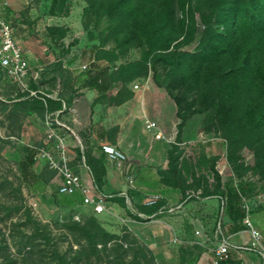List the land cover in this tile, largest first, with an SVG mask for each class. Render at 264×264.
<instances>
[{"label": "rangeland", "instance_id": "rangeland-1", "mask_svg": "<svg viewBox=\"0 0 264 264\" xmlns=\"http://www.w3.org/2000/svg\"><path fill=\"white\" fill-rule=\"evenodd\" d=\"M197 2H191L195 10L196 33L186 42L189 35L185 28L179 27L177 19L180 16L176 15L170 28L175 39L171 49L174 45L187 52L195 48L204 25L195 9ZM51 5L52 0H0L4 16L15 27L17 44L36 58L38 65L29 67L28 84L48 92L56 90V79L59 78L68 89L93 59L107 66L112 78L119 72H122V78L137 76L126 83L118 81L121 90L127 84L132 87L137 84L136 90L140 91L151 87L150 93L159 99L166 115L167 126L162 132L170 140L176 138L177 124L181 119L176 116L178 108L172 96H179L181 91L173 87L174 72L171 73L169 67L157 60L159 55L152 50L148 32L141 26L137 28L129 21L115 17L111 0H66L54 13H51ZM49 27L66 30L64 38H51ZM73 57L77 59L69 65L68 61ZM32 76L37 79L32 81ZM17 94L15 84L0 69V264H57V252L68 264H180V255L189 261L199 250L200 256L194 264H212L209 249L216 242L215 227L220 222V230L225 236L228 235L226 227L229 224L218 197L213 198L218 204L210 205L206 201L211 198L202 197L200 190L188 189L184 195L178 193L163 206L160 209L162 213H159L162 217L157 219H147L138 211L147 195H136L135 199L124 197L127 210L137 215L138 221L123 208H108L111 207L110 198L107 199L105 214H95L91 206L83 205L78 199L74 208L58 205L50 197V190L44 192L36 186L35 178L25 179L21 163L30 148L43 146V132L39 122L38 128L27 122L30 120L29 108L16 103ZM193 97L188 95L187 101ZM181 115L184 121L179 141H175L176 144L162 141L165 146L162 152L166 151V158L162 156L155 166L166 168L167 152L174 145L180 158L194 160L201 150L208 156H215V168L222 183L229 178L234 179L226 158L227 141L223 133L215 129L210 114L182 110ZM44 116L45 113L40 119ZM149 121L158 126L155 121ZM144 130L145 134H151L146 123ZM208 141L213 145L205 144ZM236 158L245 167L254 163L252 149L248 147L239 149ZM207 178L211 183V177ZM234 183L239 185L254 225L264 235V179L253 174L252 170H246L241 178L234 179ZM90 218H95L106 233L116 237L106 244L98 242L97 253L88 247L85 236L69 227L72 222L84 224ZM240 225L237 226L245 231L242 222ZM200 228L204 233L196 236L195 229ZM117 243L123 245L121 249ZM237 257L240 264H260L259 258L252 254Z\"/></svg>", "mask_w": 264, "mask_h": 264}, {"label": "trees", "instance_id": "trees-1", "mask_svg": "<svg viewBox=\"0 0 264 264\" xmlns=\"http://www.w3.org/2000/svg\"><path fill=\"white\" fill-rule=\"evenodd\" d=\"M65 1L52 0L51 13ZM197 1L195 9L201 15L204 25L191 52L182 51L179 45H174L171 49L175 39L170 28L178 15L179 27L185 28L189 35L186 42L193 38L196 26L192 0H111V9L116 13L115 17L127 20L137 28L141 26L148 32L152 50L159 55L157 60H161L176 75L173 87L181 92L179 96H172V99L178 108L176 116L181 122L177 124L175 140L179 141L183 127L182 110L208 112L215 129L221 131L227 141L226 158L234 179L241 178L246 170H252L253 174L264 179V0ZM48 32L51 38L56 37L57 40L63 39L66 34V30L60 27H49ZM120 73L122 72L111 78L107 69L101 70L95 73L98 77L94 78V82L102 83L105 78V82L121 80L126 83L137 77L131 75L122 78ZM30 88L35 89L33 85ZM72 92L66 105L70 104L75 90ZM188 95L194 97L187 101ZM20 97L22 94L18 92L15 101L20 106H28V115L36 113L42 116L45 112L61 109L60 102L47 100L45 107L37 99L18 100ZM205 144H210V141ZM242 147L252 149L254 163L251 167H245L236 158L237 151ZM176 149L173 145L167 152V166L159 171L160 183L179 190L182 195L186 190L193 189L200 190L204 198H221L224 217L229 223L240 225L245 210L239 185L234 183L233 178L222 183L215 168V156H208L201 150L194 160L180 158ZM35 161L32 149L28 150L21 163L25 179L30 176L35 178L31 170ZM92 173L95 182L99 184L98 172L93 169ZM207 177H211V183ZM36 186L39 188L37 184ZM74 196L60 195L56 189L53 199L58 205L69 207L77 201ZM118 202L128 214L140 221L137 215L127 210L124 198H119ZM165 205L167 202L161 196L156 204H142L138 211L147 219H157L162 217L158 211ZM69 227L86 237V243L93 253L98 251V242L106 244L116 239L106 233L95 218L88 219L84 224L72 222ZM116 246L121 249L123 245L117 243ZM200 253L201 250L189 261L180 255L179 263L194 264ZM55 258L57 264H68L58 252ZM219 264H240V261L231 253L228 259Z\"/></svg>", "mask_w": 264, "mask_h": 264}, {"label": "crops", "instance_id": "crops-1", "mask_svg": "<svg viewBox=\"0 0 264 264\" xmlns=\"http://www.w3.org/2000/svg\"><path fill=\"white\" fill-rule=\"evenodd\" d=\"M22 51L30 68L38 65L30 51L25 49ZM76 59L71 58L68 64L73 65ZM106 69L109 77L112 78L107 66L100 65L91 59L79 76L75 77L70 88L65 89V84L63 85L57 78L56 90L48 91L56 93L67 108L60 114V119L71 129V132H62L69 150L70 166L84 185H94L97 194L111 196L109 200L111 207H108L110 209L122 208L118 202L119 198L135 199L136 195L160 194L169 204L180 191L160 183L159 171L165 168L155 166V163L159 162L158 159L162 156L166 158V151L162 152V148H165L164 143L154 140L151 134L144 133L146 120L155 121L161 131L165 125L167 126L161 103L150 93L151 87L146 91H140L134 90L132 85L127 84L126 88L121 90L118 81L105 82V78L102 83L99 81L95 83L94 78L98 77L95 73ZM71 73L74 74V72ZM32 81H34L33 76ZM72 90H75L74 96L70 104L66 105L69 97L72 96ZM163 103L169 105L167 101ZM28 116L30 120L27 122L37 128L39 125L43 132L42 147L54 151L57 143L53 140L46 141L40 116L36 113ZM37 122H39L38 125ZM33 136L38 138V135L33 134ZM103 143L110 144L126 154L127 160L123 171L117 163L108 160L101 151ZM32 151L34 154L35 150L32 149ZM81 156L84 158V163ZM93 169L98 172L99 184L94 180ZM31 170L39 189L44 192L50 190L49 195L53 199L61 178L51 172L43 161H35ZM128 176L132 177L131 185L127 182ZM209 198L211 199L206 201L207 203L218 204L214 197ZM75 199L81 200L82 197L77 193L74 196ZM74 207L76 204L69 206V208ZM106 210L100 214H105ZM239 226L229 223L226 227L228 235L225 234V236L234 243H245L249 240L248 233Z\"/></svg>", "mask_w": 264, "mask_h": 264}, {"label": "built area", "instance_id": "built-area-1", "mask_svg": "<svg viewBox=\"0 0 264 264\" xmlns=\"http://www.w3.org/2000/svg\"><path fill=\"white\" fill-rule=\"evenodd\" d=\"M5 9V8H4ZM86 67V66H85ZM84 67V68H85ZM0 69L8 79L15 84L18 92L22 94L18 100L22 99H37L46 107L47 100L60 101L61 109L53 112H45L42 119V125L45 129L46 141L53 140L57 143V148L54 151L47 150L43 147L34 148V159L36 161H43L47 168L52 171L57 177L61 178L58 187L60 195L73 196L77 193L82 197V203L86 206H91L95 214H100L106 209V200L110 195H101L96 193L94 185H84L81 178L74 173L70 166L69 150L65 144L63 133L71 129L60 119V114L67 108L56 93L47 92L40 88H30L29 82V66L25 60V56L21 47L17 44L15 39V27L10 19L4 16L3 9L0 8ZM37 79L36 77H33ZM133 89H138V85L134 84ZM146 129L151 132L154 140L164 141L171 144H176V140L167 138L159 127L149 120H146ZM101 151L106 155L108 160L117 163L121 171L124 170V163L127 156L124 152L118 150L110 144H101ZM84 163V158L81 156ZM129 185L133 180L131 176L127 177ZM161 199L160 194H152L145 197L143 204L152 206ZM221 210H223V201L221 198ZM244 203L245 214L242 219V224L248 233L249 240L246 243H234L229 237L222 234L220 230V222L215 227L214 238L216 240L214 246L209 249L212 258V264H219L230 257L231 253L236 256L243 254H252L259 258L260 264H264V235L254 225L252 215L248 209L245 200ZM159 213L161 210L158 211ZM75 219H78L75 217ZM195 235L200 236L204 233L203 229H195ZM208 240V239H207ZM206 241V240H205Z\"/></svg>", "mask_w": 264, "mask_h": 264}]
</instances>
